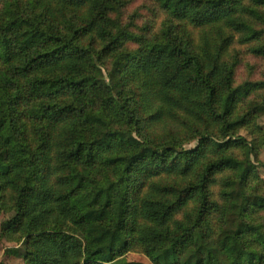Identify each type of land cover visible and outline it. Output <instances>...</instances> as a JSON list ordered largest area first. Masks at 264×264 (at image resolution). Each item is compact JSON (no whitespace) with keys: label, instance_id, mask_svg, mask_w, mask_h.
<instances>
[{"label":"trees","instance_id":"1","mask_svg":"<svg viewBox=\"0 0 264 264\" xmlns=\"http://www.w3.org/2000/svg\"><path fill=\"white\" fill-rule=\"evenodd\" d=\"M263 117L264 0H0L4 258L264 264Z\"/></svg>","mask_w":264,"mask_h":264},{"label":"rangeland","instance_id":"2","mask_svg":"<svg viewBox=\"0 0 264 264\" xmlns=\"http://www.w3.org/2000/svg\"><path fill=\"white\" fill-rule=\"evenodd\" d=\"M260 123L264 126V117L260 120ZM4 137L5 139L8 141L7 143L11 146V148L15 151V153L19 154V151L21 150L19 148L18 143L13 139L9 127L6 126L4 128ZM255 163L259 166V170L261 175L264 176V149L260 152L258 159L255 161ZM106 216V213H99L96 216H90L88 219L89 220H95V219H102ZM6 216H2L0 215V226H1V222L3 221V219ZM6 245L10 246L11 244H7L5 241L0 240V251L1 248L3 249L2 254L0 255V258L2 259V261L0 260V264H17L22 260L23 254H18L15 256H11L12 261H8L6 262V259L4 258V248L6 247ZM5 262V263H3Z\"/></svg>","mask_w":264,"mask_h":264},{"label":"crops","instance_id":"3","mask_svg":"<svg viewBox=\"0 0 264 264\" xmlns=\"http://www.w3.org/2000/svg\"><path fill=\"white\" fill-rule=\"evenodd\" d=\"M2 252H3V249L1 248L0 255L2 254ZM0 260L2 261L1 258H0ZM8 261H12L11 257L9 259H6V262H8ZM3 263H5V262H3Z\"/></svg>","mask_w":264,"mask_h":264}]
</instances>
